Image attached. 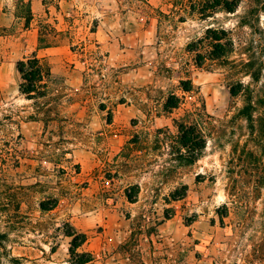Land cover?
Wrapping results in <instances>:
<instances>
[{
    "label": "rangeland",
    "instance_id": "rangeland-1",
    "mask_svg": "<svg viewBox=\"0 0 264 264\" xmlns=\"http://www.w3.org/2000/svg\"><path fill=\"white\" fill-rule=\"evenodd\" d=\"M233 2L0 0V264H73V231L87 264H264V0Z\"/></svg>",
    "mask_w": 264,
    "mask_h": 264
},
{
    "label": "trees",
    "instance_id": "trees-1",
    "mask_svg": "<svg viewBox=\"0 0 264 264\" xmlns=\"http://www.w3.org/2000/svg\"><path fill=\"white\" fill-rule=\"evenodd\" d=\"M230 4V0H225L226 10L229 12H234L237 4ZM181 2V1H180ZM183 3V2H181ZM204 7V6H203ZM196 10V8H195ZM194 10V11H195ZM203 8H201V11ZM204 12V11H203ZM222 34L225 32L221 31ZM227 35V34H226ZM222 38H214L215 48H222L223 45L220 43ZM17 70L21 76L20 92L30 99L41 98L46 95L47 84L50 82L52 77L51 70L49 67L45 66L41 59L37 55H32L31 57L19 61L17 63ZM186 91L191 89L185 88ZM233 94H235L233 92ZM180 100L177 97H172L168 100L165 105L166 109L174 110L179 108ZM248 120L252 123L253 118L251 114H248ZM198 125L194 122L180 123L178 124L179 132L181 133V138L179 145L174 149L175 160L184 164H194L201 156V153L206 149L207 140L206 137L201 134L198 129ZM67 236L72 238L70 243V255L72 257L71 262L73 264H87L93 261V257L88 253H80L78 250L87 242V235L84 233H77L75 231L68 232ZM0 234V241L2 239Z\"/></svg>",
    "mask_w": 264,
    "mask_h": 264
}]
</instances>
